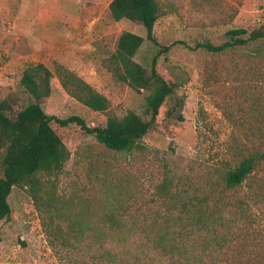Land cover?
I'll return each instance as SVG.
<instances>
[{"label":"rangeland","instance_id":"obj_1","mask_svg":"<svg viewBox=\"0 0 264 264\" xmlns=\"http://www.w3.org/2000/svg\"><path fill=\"white\" fill-rule=\"evenodd\" d=\"M110 1L0 0V99L11 97L14 110L31 101L19 79L28 64L47 56L41 45L56 21L68 30V25L76 27L70 46L56 39L52 44L66 55L76 53L77 62L72 56L74 63L53 59L46 65L53 72L55 64L73 66L109 99L110 107L107 112L89 109L69 96L53 74L43 110L59 118L80 116L89 127L103 126L110 114L142 113L148 91L137 92L117 81L106 65L121 32L145 38L146 31L139 22L114 21ZM158 2L162 14L153 34L169 48L157 55V62L175 83L174 97L160 107L154 126L131 152L107 149L75 123L61 127L52 122L70 157L60 173L40 175L38 202L25 188L11 189L10 214L0 220V264H110L94 259L89 248L51 246L42 222L51 218L66 230L79 217L103 230L113 213L124 225H159L169 212L158 192L165 176L183 199L205 197L201 207L222 221L213 229L216 239L223 236L225 241H213L211 230L196 232L189 242L195 248L192 258L202 264H264V162L234 188L224 187L220 179L226 166L264 149V42L218 52L200 47L231 41L227 31L232 29L264 31V0ZM161 46L145 38L134 59L149 70ZM188 213L193 215L190 207ZM146 233L137 236L145 239Z\"/></svg>","mask_w":264,"mask_h":264},{"label":"trees","instance_id":"obj_2","mask_svg":"<svg viewBox=\"0 0 264 264\" xmlns=\"http://www.w3.org/2000/svg\"><path fill=\"white\" fill-rule=\"evenodd\" d=\"M108 9L114 21L128 19L141 23L146 31L145 38L161 46L153 34L155 22L162 14L158 0H111ZM227 34L232 36L231 41L219 45L203 43L200 47L218 52L248 42H264L262 30L248 32L245 29H232ZM145 38L130 31L121 32L106 65L117 81L137 92L148 91L145 110L142 113L128 111L123 116L110 114L103 126L89 127L80 116L59 118L47 114L42 108L50 96L51 79L55 74L69 96L93 111L107 112L109 99L80 75L62 64H55L54 72L41 62H32L24 68L18 84L31 101L14 110L11 97L0 99V220L10 214L7 198L13 187L27 189L33 200L38 202L41 199L40 175L60 173L69 159L70 151L53 129L52 122L61 127L75 123L85 132L94 134L97 141L110 150L131 152L139 147L142 138L154 126L160 107L168 98L174 97L175 91V83L164 76L157 62V55L169 47H160L151 60L149 70L134 59ZM249 152L242 156L238 164L228 165L221 171L220 179L224 187L240 185L264 162V149ZM171 182L165 176L158 186V192L165 198L169 210L162 216L159 225L147 228L124 225L122 218L109 213L107 221L110 225H105L103 230L99 225H86L85 220L79 217L66 225V230L61 225H54L51 218L42 222V228L51 246L59 244L76 246L78 249L89 248L90 252L93 251V258L101 263L202 264V259H194V254L190 255L195 249L191 247L192 243L189 244L191 237L196 232L211 230L213 241L221 245L219 241H225V238L220 236L216 239L213 224L222 221L218 217L213 218L201 207L206 202L205 197L183 199L172 190ZM189 207L193 215H189ZM145 230L148 231L145 239L137 236L139 231L144 233ZM84 240L86 244L82 246ZM151 253L160 256H151Z\"/></svg>","mask_w":264,"mask_h":264},{"label":"crops","instance_id":"obj_3","mask_svg":"<svg viewBox=\"0 0 264 264\" xmlns=\"http://www.w3.org/2000/svg\"><path fill=\"white\" fill-rule=\"evenodd\" d=\"M55 23H56V21H52V25H56V26H54L52 28H50V26H48V28H47L48 32L45 33L46 38H45V42L43 41V43L41 45V49H42L43 54H45L47 56L42 58L40 60V62L46 64L48 61L53 60V59H57L59 61L62 60L66 63H74V60H75V62H77L76 56H75L76 53L72 52V53H69L66 55V53H62L63 49L61 51H57V49H54L55 46L52 44V42L56 39L57 41H59L61 46L63 45L62 42H65V45H64L65 47L68 45L70 46L69 41L71 42L74 40L75 33H76V30H75L76 27H74L72 25H68V27H70V29L68 30L65 26H62L60 22L59 23L57 22V24H55ZM55 27H56V30H53V28H55ZM71 50H75L74 47ZM63 52H65V51H63ZM21 56L23 58H25V60H27V58H29L28 54H23ZM72 56L74 57V60H73ZM34 60H35V58H34ZM73 68L74 67L72 66L69 69H73Z\"/></svg>","mask_w":264,"mask_h":264}]
</instances>
